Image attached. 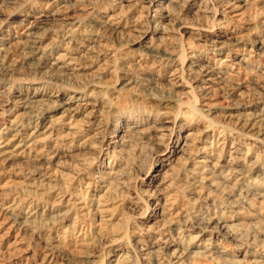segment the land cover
Instances as JSON below:
<instances>
[{"label": "rangeland", "instance_id": "374dc122", "mask_svg": "<svg viewBox=\"0 0 264 264\" xmlns=\"http://www.w3.org/2000/svg\"><path fill=\"white\" fill-rule=\"evenodd\" d=\"M5 142L0 264H264V0H0Z\"/></svg>", "mask_w": 264, "mask_h": 264}, {"label": "bare ground", "instance_id": "6f19581e", "mask_svg": "<svg viewBox=\"0 0 264 264\" xmlns=\"http://www.w3.org/2000/svg\"><path fill=\"white\" fill-rule=\"evenodd\" d=\"M239 7H240V6H239ZM239 7H238V8H239ZM232 10H233V9H232ZM236 12H237V11H236ZM237 13H238V12H237ZM37 19H38V18H37ZM115 19H116V18H115ZM37 22H38V21H37ZM32 33H33V32H32ZM34 33H35V32H34ZM37 33H38V32H37ZM32 35H33V34H32ZM33 36H34V35H33ZM41 38H42V37H41ZM31 39H32V38H31ZM31 39H30V40H31ZM26 42H28V41L26 40ZM39 43H40V42H39ZM37 45H38V44H37ZM26 46H28V45H26ZM26 46H25V47H26ZM33 46H34V45H33ZM175 77H176V76H175ZM177 79H178V78H177ZM201 79H202V78H201ZM204 80H205V79H204ZM207 81H208V80H207ZM207 81H206V82H207ZM207 86H208V85H207ZM205 88H206V86H205ZM75 109H76V108H75ZM75 109H74V110H75ZM74 124H75V123H74ZM34 131H35V130H34ZM30 133H31V132H30ZM35 133H36V132H35ZM29 135H30V134H29ZM32 135H33V133H32ZM35 137H36V135H35ZM35 137H34V138H35ZM28 138L30 139L29 136H28ZM13 140H14V139H13ZM13 140L10 139L9 142H11V141H13ZM6 141H7V140H6ZM27 141H28V140H27ZM29 141H30V140H29ZM9 142H8V143L5 142V143H7V144L4 143V144H5L4 146H0V155H1V154H4V155L7 154V155L10 156V155H12V154H14L15 152L18 151V149H19L18 145H16V147L13 146L14 148H12V149L10 148L11 150L7 149V145H9ZM24 142H25V141H24ZM30 142H32V141H30ZM33 142H34V141H33ZM21 143H22V142H21ZM21 143H20V144H21ZM25 143H26V142H25ZM18 144H19V143H18ZM28 144H29V143H28ZM1 145H2V144H1ZM10 145H11V144H10ZM21 145H22V144H21ZM29 145H30V144H29ZM19 146H20V145H19ZM30 146H31V145H30ZM26 147H27V146H26ZM21 150H22V149H21Z\"/></svg>", "mask_w": 264, "mask_h": 264}]
</instances>
